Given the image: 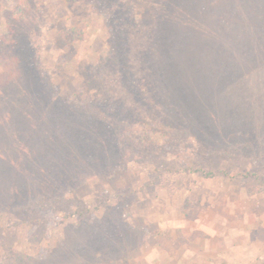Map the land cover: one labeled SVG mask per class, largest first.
Masks as SVG:
<instances>
[{
  "label": "rangeland",
  "instance_id": "obj_1",
  "mask_svg": "<svg viewBox=\"0 0 264 264\" xmlns=\"http://www.w3.org/2000/svg\"><path fill=\"white\" fill-rule=\"evenodd\" d=\"M0 264H264V0H0Z\"/></svg>",
  "mask_w": 264,
  "mask_h": 264
},
{
  "label": "trees",
  "instance_id": "obj_2",
  "mask_svg": "<svg viewBox=\"0 0 264 264\" xmlns=\"http://www.w3.org/2000/svg\"><path fill=\"white\" fill-rule=\"evenodd\" d=\"M15 15H17V14H15Z\"/></svg>",
  "mask_w": 264,
  "mask_h": 264
}]
</instances>
